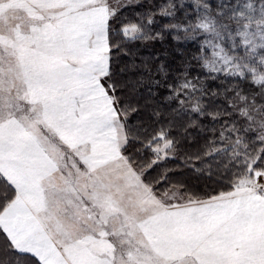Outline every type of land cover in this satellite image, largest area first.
Returning a JSON list of instances; mask_svg holds the SVG:
<instances>
[{
	"label": "snow or ice",
	"instance_id": "snow-or-ice-1",
	"mask_svg": "<svg viewBox=\"0 0 264 264\" xmlns=\"http://www.w3.org/2000/svg\"><path fill=\"white\" fill-rule=\"evenodd\" d=\"M132 9L0 0V264H264V0ZM164 33L202 71L145 66L144 119L129 45ZM220 95L229 107L210 110ZM181 155L223 190L192 193L167 167Z\"/></svg>",
	"mask_w": 264,
	"mask_h": 264
},
{
	"label": "trees",
	"instance_id": "trees-1",
	"mask_svg": "<svg viewBox=\"0 0 264 264\" xmlns=\"http://www.w3.org/2000/svg\"><path fill=\"white\" fill-rule=\"evenodd\" d=\"M165 0H137V9L129 10L125 13V16H131L133 12L137 15L142 12L150 11L155 5L164 3ZM143 4V8H139L138 5ZM155 19L159 21L160 24L166 23L159 16ZM153 31H159V28H154ZM132 49L129 54L132 59L135 60L136 64L141 65V69L138 73V77H132V79H139L142 82L137 84L136 92L131 97L135 102H138L143 106V118H148V113L157 106V100L149 95V88L152 76L145 71V66L147 69L151 70V73L155 74L156 68L160 63H164L168 66L169 74H178L181 69L188 67L190 69L192 76H199L201 69L195 60L192 59L193 55L196 54L195 45L188 43H177L172 39L168 33H164L163 40L155 41H144V42H133L129 45ZM130 61L123 60L124 64ZM187 62V63H186ZM130 73H126L121 79L130 76ZM203 78V77H202ZM209 88L213 92H223V86L226 84L223 80H216L215 82L209 81ZM240 87H244L243 84ZM229 107L228 102L225 100L223 95L217 97V99L209 105L210 110H221ZM167 111V109H165ZM184 119H187L185 117ZM134 122L135 118L133 117ZM138 123V122H137ZM199 123L205 128H210L213 126V122L206 118H201ZM219 127V124L216 125ZM206 134V133H205ZM203 135L199 133L198 129L191 130L192 139H189L186 145H183L184 149L187 151L195 150L193 146V141H199L203 143ZM168 168L182 174L181 178L184 180L190 190L197 193H209V190H223L222 185L218 183L219 178L208 179L207 176H195L192 173L186 171L183 166V156H178L175 160L167 164Z\"/></svg>",
	"mask_w": 264,
	"mask_h": 264
},
{
	"label": "rangeland",
	"instance_id": "rangeland-1",
	"mask_svg": "<svg viewBox=\"0 0 264 264\" xmlns=\"http://www.w3.org/2000/svg\"><path fill=\"white\" fill-rule=\"evenodd\" d=\"M116 2V0H113V3H115ZM169 169H171V168H169ZM189 190H190V188H188ZM192 193H196V192H193L192 190H190ZM214 190H209V193L210 192H213ZM197 194H199L200 196H204L206 193H197Z\"/></svg>",
	"mask_w": 264,
	"mask_h": 264
}]
</instances>
